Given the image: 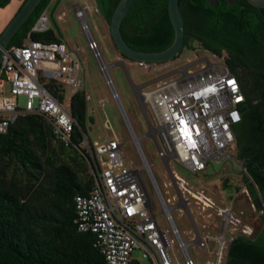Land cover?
Here are the masks:
<instances>
[{"label": "trees", "instance_id": "1", "mask_svg": "<svg viewBox=\"0 0 264 264\" xmlns=\"http://www.w3.org/2000/svg\"><path fill=\"white\" fill-rule=\"evenodd\" d=\"M10 1L0 0V7ZM24 1L20 0L19 8ZM118 1L95 0L108 24ZM51 2L38 3L8 46H21L28 38L64 41L49 26L43 31L33 29L47 10L54 16L59 2ZM179 8L184 22L183 48L191 49V42L197 41L207 52L222 57V64L235 74L243 93L238 105L241 120L233 126L236 159L244 167L245 187L260 212L259 225L250 235H234L223 264H264V8L246 0H179ZM120 31L137 50L168 47L174 31L167 0H133ZM43 83L58 101L65 100L63 84L53 78ZM86 96L84 90L77 89L68 99L76 144L85 135ZM90 183L83 155L56 141L42 115L19 116L0 134V264H107L93 245L95 234L78 231L75 224L74 197L87 194Z\"/></svg>", "mask_w": 264, "mask_h": 264}, {"label": "built area", "instance_id": "2", "mask_svg": "<svg viewBox=\"0 0 264 264\" xmlns=\"http://www.w3.org/2000/svg\"><path fill=\"white\" fill-rule=\"evenodd\" d=\"M75 14L80 20L85 19L83 9H78ZM48 26L47 16L43 13L33 29L43 31ZM82 28L87 31V24L83 23ZM87 42L100 62L102 59L96 41L90 36ZM134 62L147 71H160L166 65L165 62ZM186 64V71L180 77L158 78L154 83L138 85L150 113L147 114L148 134L157 138L177 191V203L168 204L170 199L163 197L151 165L138 143L143 168L155 187L170 224L165 228L154 213V203L143 179L142 167L124 157L119 140L110 137L92 142L83 135L80 143L76 144L73 140L75 121L69 111V102L58 101L44 86L42 78H53L64 86L70 85L72 93L81 87L82 82L78 78L81 65L71 57L67 44L28 38L23 45L8 46L3 53L0 64V134L6 133L19 116L40 114L50 124L56 141L64 146H73L83 155L89 166L91 183L87 194L74 197L75 224L78 231L95 234L93 245L107 264L139 262L132 256L136 249L151 264H177L169 254L173 244L169 231L177 239L183 264H195L187 249L197 245L204 250V240H199L195 233L189 242L181 239L171 215L174 208L187 209L190 215L192 208L198 214H204L207 208H216L217 213L224 216L223 221L233 220L231 206L216 207L202 191L189 187L170 165L175 163L197 174L213 166L214 162L233 161L230 154L235 146L233 126L241 120L238 105L243 100V93L235 74L219 62L205 59L196 72L190 70L191 62ZM108 66L102 61L101 71H108ZM147 85L152 87L146 89ZM113 95L117 98V93ZM19 96L25 97L23 106L19 105ZM86 99H89L88 95ZM128 127L139 141L140 136L135 134L130 123ZM243 231L247 235L252 233L248 226ZM217 239L220 246L215 251V262L207 261L209 264L222 262L224 235L220 234Z\"/></svg>", "mask_w": 264, "mask_h": 264}, {"label": "rangeland", "instance_id": "3", "mask_svg": "<svg viewBox=\"0 0 264 264\" xmlns=\"http://www.w3.org/2000/svg\"><path fill=\"white\" fill-rule=\"evenodd\" d=\"M55 2L52 0L51 5ZM57 9L54 16L50 11H46L49 28L56 33L62 35L64 42L69 48L72 58L79 61L81 70L78 72V78L81 80V87L89 96L87 99V120L85 124V135L90 141H103L106 138L116 137L122 144L121 150L127 160H131L136 166L142 167V176L146 183L150 197L154 203V213L163 227L169 228L170 224L166 220L163 212L162 204L158 198L155 187L148 176L147 171L143 168V160L135 142L134 136L130 131L124 114L126 115L135 134L140 136L139 145L151 165L152 174L160 188L163 197L170 199L168 204H175L178 201L177 191L172 183L171 176L163 162L157 145L152 138L151 133L148 135V124L144 117L147 111L144 100L139 93V84L150 82L154 83L155 79L177 78L184 74L188 62H191L190 70L196 72L205 59L210 62H219L222 64V57L204 50L197 41L191 42L192 48H183L175 59L165 62V66L160 71L150 70L137 65L136 62L124 58L113 45L109 33V24L103 19L98 12L95 0H58ZM73 2H77L72 5ZM17 3L12 2L8 10L15 9ZM86 12L85 23L88 30L82 28L81 20L76 16L78 9ZM92 36L98 45V50L103 63L108 66V76L111 85L107 82L104 73L100 69L99 61L94 56L92 50L88 48V38ZM123 62L124 66L119 63ZM223 65V64H222ZM46 79H42L44 81ZM152 87L147 85L145 88ZM117 93V98L113 95V91ZM73 91L72 86H65V100L68 99ZM18 102L20 106L24 105L25 97L19 96ZM233 158V168L229 165L222 167L220 173H215L221 169L222 163L214 162L213 167H207L205 170L195 174L185 168L172 163L170 168L192 189L200 190L216 207L227 208L231 206L230 213L233 220L229 221L223 230L224 248L223 258L227 249V240L230 233L236 235L245 233V226L251 229L259 225L258 216L260 212L256 211V205L252 203L242 176V166L236 159V148L230 150ZM207 211H213L218 221V229L223 227L224 216L215 212L212 208ZM191 216L198 226L199 216L194 208L191 210ZM173 221L177 226L180 237L185 242H189L194 236L193 223L185 210L174 208L171 210ZM204 221H207L206 219ZM169 238L172 239V247L169 249L171 258L177 264H183L181 252L179 251L177 239L171 231ZM220 242L209 240L207 249L212 254L206 255L203 250L196 246H189L188 253L194 259L195 264H209L207 261L215 262L214 251H217ZM132 256L138 258L140 264H151L146 258H142L139 250H134Z\"/></svg>", "mask_w": 264, "mask_h": 264}, {"label": "water", "instance_id": "4", "mask_svg": "<svg viewBox=\"0 0 264 264\" xmlns=\"http://www.w3.org/2000/svg\"><path fill=\"white\" fill-rule=\"evenodd\" d=\"M40 1L41 0H25L24 3L19 8V10L14 14V16L11 18V20L8 22V24L5 26V28L0 33V64H1L3 53L8 47L13 35L16 33L19 27L23 24V22L28 18V16L32 13V11L35 9V7L38 5ZM246 1L250 5L255 6L257 8H264V0H246ZM132 3H133V0H119L116 7L114 8L112 12V15L109 21V33H110V37L116 49L119 51V53L126 56L132 61L162 63V62H167L169 60H172L175 56H177L181 52L183 48V44H184V22H183V17H182L180 8H179V0H167V14H168L170 23L173 27L174 38H173L172 43L168 47L162 50H158V51L137 50L131 47L123 38L121 31H120V25H121L123 18L129 11ZM37 22L38 20L36 21L35 25L37 24ZM81 23L82 24L85 23V19H82ZM119 63H121L124 66L123 62L119 61ZM99 64H102V60H100ZM103 73L106 77V80L109 81V84L111 85L110 78L108 76V71H105ZM112 91H113V94L116 93L113 88H112ZM118 103H119V100H118ZM143 112H144V117L147 121V124L149 125V119H148L147 113L145 111ZM124 117L129 126L128 119L125 114H124ZM150 136H152V138L154 139L157 145V148L159 150V153L162 157V153L159 148V143L157 141V138L154 135H150ZM134 139L138 145V139L137 138H134ZM163 162L171 176L168 163L164 159H163ZM226 164L229 165L231 168H233V161L228 160V161L222 162L221 169L215 173L217 174L220 173V171L222 170V167ZM186 212L188 213L193 223L196 236L200 238V233L198 232L196 228L194 220L192 219L187 209H186ZM226 224H227V221L224 220L223 227L221 228L222 235H223V230Z\"/></svg>", "mask_w": 264, "mask_h": 264}, {"label": "crops", "instance_id": "5", "mask_svg": "<svg viewBox=\"0 0 264 264\" xmlns=\"http://www.w3.org/2000/svg\"><path fill=\"white\" fill-rule=\"evenodd\" d=\"M14 1L17 3L15 9L8 10L9 5ZM76 3L77 2H73L72 5H75ZM19 5H20V0H11L4 7H0V33L5 28V26L8 24V22L11 20V18L14 16V14L17 12ZM212 209L215 212H217L216 208H212ZM213 214H214L213 211H207V210H205L204 214L197 213V215L199 216V220H198L199 224L198 226L195 224L198 232L200 233V238L198 237V239L201 240V238H203L204 245L206 246V248L203 251L205 252L206 255H209V256L212 254V251H209L207 249L208 241L213 240L217 242L218 240L217 238L222 232V230L218 229V226H217L218 221H217L216 216H214ZM205 219L207 221H204ZM194 233H195V229H194ZM233 237L234 235L230 233V238L227 240V244L230 242V240ZM213 254H215V251L213 252Z\"/></svg>", "mask_w": 264, "mask_h": 264}, {"label": "flooded vegetation", "instance_id": "6", "mask_svg": "<svg viewBox=\"0 0 264 264\" xmlns=\"http://www.w3.org/2000/svg\"><path fill=\"white\" fill-rule=\"evenodd\" d=\"M193 42V41H192ZM175 59V58H174ZM227 165V164H226ZM226 165H224L223 167H225Z\"/></svg>", "mask_w": 264, "mask_h": 264}, {"label": "snow or ice", "instance_id": "7", "mask_svg": "<svg viewBox=\"0 0 264 264\" xmlns=\"http://www.w3.org/2000/svg\"><path fill=\"white\" fill-rule=\"evenodd\" d=\"M230 83H233V82L230 81Z\"/></svg>", "mask_w": 264, "mask_h": 264}]
</instances>
